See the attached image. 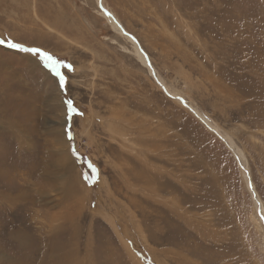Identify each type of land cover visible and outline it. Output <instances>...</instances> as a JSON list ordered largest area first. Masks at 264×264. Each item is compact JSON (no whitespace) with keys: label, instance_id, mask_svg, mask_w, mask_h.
Instances as JSON below:
<instances>
[{"label":"rangeland","instance_id":"obj_1","mask_svg":"<svg viewBox=\"0 0 264 264\" xmlns=\"http://www.w3.org/2000/svg\"><path fill=\"white\" fill-rule=\"evenodd\" d=\"M101 2L162 86L98 0H0V264H264V0Z\"/></svg>","mask_w":264,"mask_h":264},{"label":"bare ground","instance_id":"obj_2","mask_svg":"<svg viewBox=\"0 0 264 264\" xmlns=\"http://www.w3.org/2000/svg\"><path fill=\"white\" fill-rule=\"evenodd\" d=\"M98 3H99V5L101 6V8L103 9V13H105V15H107V18H109V20L111 21V24L113 25V27L115 28V29H117L118 31H122L124 34H126V36L129 38V40L132 42V44L134 45V51H135V54H136V56H137V58L143 63V64H145L147 67H148V69H149V71H150V74L154 77V79L156 80V82H158V84L160 85V86H162L161 84H163L162 83V81L160 80V78L154 73V70H153V68H152V66L150 65V61H149V58L147 57V55L145 54V52L143 51V49L141 48V46L139 45V43L137 42V40L135 39V37H133L132 35H130L128 32H126L123 28H122V26H121V24L119 23V21H118V19L114 16V14L112 13V12H110L107 8H105V7H103L104 5H102V2H101V0H98ZM212 11V10H211ZM121 32V33H122ZM168 92V91H167ZM169 93V92H168ZM171 95V94H170ZM179 101H181L183 104H186V101L183 99V98H181L180 96H175ZM186 107H189L192 111H193V113L195 114V115H197L198 116V118H200L205 124H206V126L207 127H209L212 131H214L215 133H217V135H220V133L218 132V130L213 126V125H211L210 123L211 122H209L208 121V119H206L204 116H202L200 113H199V111H197L195 108H193V107H191L190 105H186ZM221 136V135H220ZM223 138V140L225 141V144H227V146L230 148V150L234 153V155L235 156H237V153L235 152V149H234V145H233V143L231 142V141H229L227 138H225V137H222ZM241 155H240V157L242 156V153H240ZM243 157V156H242ZM240 160V159H239ZM242 167H243V171L244 170H246V168H245V163L242 165ZM243 175V174H242ZM139 176V175H138ZM143 176V175H142ZM139 177H141V176H139ZM244 177H245V179H246V183H247V186L251 189V191H252V193L254 192V190H253V186H252V184H251V180L249 179V177H248V173L245 171L244 172ZM138 178V177H137ZM143 178V177H142ZM147 179V178H146ZM152 179V178H151ZM149 180V179H148ZM147 180V181H148ZM147 181H146V183H147ZM149 181H151V180H149ZM149 183V182H148ZM147 183V184H148ZM150 185V184H149ZM134 188V187H133ZM143 189H145V188H143ZM152 189V188H151ZM147 192V191H146ZM150 192V191H149ZM254 194H255V192H254ZM150 195H151V193H150ZM149 195V196H150ZM255 196V195H254ZM257 200L259 199V198H256ZM260 200V199H259ZM256 201V200H255ZM259 202V201H258ZM260 203V202H259ZM258 205V204H257ZM262 206V205H261ZM257 208V207H256ZM263 209V208H262ZM259 210H260V207H259ZM264 211V210H263ZM262 213V212H261ZM129 215V214H128ZM144 220V219H143ZM260 220H261V218H260ZM139 221V220H138ZM114 225V224H113ZM135 227V226H134ZM119 228V227H118ZM122 230V229H121ZM155 237V236H154ZM8 262V264H17L16 262H13L12 260H7ZM62 261V260H61ZM62 262H64V261H62ZM66 262H68V261H66ZM62 264V263H61Z\"/></svg>","mask_w":264,"mask_h":264},{"label":"snow or ice","instance_id":"obj_3","mask_svg":"<svg viewBox=\"0 0 264 264\" xmlns=\"http://www.w3.org/2000/svg\"><path fill=\"white\" fill-rule=\"evenodd\" d=\"M0 43H3V41H0ZM9 47L18 48V49H21L22 51H30L33 54L41 55V58H42V61H43L44 65H45V67H47L49 70L55 72V75L59 78V86L61 88L64 87L66 81H65L64 75L59 70L60 62L54 60L53 57L50 54H48V53H40L39 49H24V48H22L21 45L15 44V43H10ZM65 67L70 69L71 65H65ZM65 103L67 104L69 110H73L74 111L73 102L71 100H68Z\"/></svg>","mask_w":264,"mask_h":264}]
</instances>
